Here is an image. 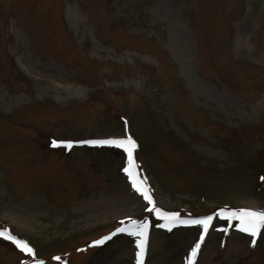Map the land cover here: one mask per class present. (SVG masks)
Masks as SVG:
<instances>
[{"label":"rangeland","instance_id":"374dc122","mask_svg":"<svg viewBox=\"0 0 264 264\" xmlns=\"http://www.w3.org/2000/svg\"><path fill=\"white\" fill-rule=\"evenodd\" d=\"M262 177L264 0H0V264H264Z\"/></svg>","mask_w":264,"mask_h":264},{"label":"snow or ice","instance_id":"6c2138e0","mask_svg":"<svg viewBox=\"0 0 264 264\" xmlns=\"http://www.w3.org/2000/svg\"><path fill=\"white\" fill-rule=\"evenodd\" d=\"M82 143L85 144H101V145H112L123 149L127 153V167L124 168L125 173L132 178V186L134 189L139 192L143 198L147 201L148 205L151 207L147 208V211L156 213L161 219L167 220L169 222L168 230H171V226L175 225V223L179 220V216L176 213H162L159 208H157L154 204V201L149 193V190L146 187L142 186V182H138L133 173V168L136 167L135 160H134V150L137 148L136 142L131 138H122V139H109V140H91V141H83ZM65 147L71 148V144L65 145ZM264 179V177H262ZM221 217L225 219H229L231 217H236L238 221H240V231L247 233L251 238L252 246H256L257 238L261 235L262 228H264V210H254V209H240L235 212H231L228 217H224L223 212L220 213ZM212 220V217H206L203 220H192V221H180V223L184 225H201L203 227V233L200 236V240L195 244L192 249L191 256L195 257L200 249L201 243L204 241V234L207 232L209 224ZM134 225L136 224L135 221L132 222ZM147 230L148 224L143 223L136 227L135 231L131 229H127L124 227H120L116 229V232H127L129 235L140 237L139 243L137 247L139 249L138 252V260L137 264H143V255L146 250L147 244ZM115 235V232L112 233ZM0 237L4 239L12 241L17 247H19L22 251L27 252L28 254H32V249L25 244L24 242L16 239L14 236H11L6 231L0 232ZM110 236L103 237L100 240L94 242L95 245H102L106 240L110 239ZM56 259H59L58 257ZM37 264H40L37 261ZM189 264H193V261L190 260Z\"/></svg>","mask_w":264,"mask_h":264},{"label":"bare ground","instance_id":"6f19581e","mask_svg":"<svg viewBox=\"0 0 264 264\" xmlns=\"http://www.w3.org/2000/svg\"><path fill=\"white\" fill-rule=\"evenodd\" d=\"M247 35H248L247 29H242L239 31L238 42H237L238 50L241 53H245L246 55L254 54V52L251 49V47L249 46V44L244 42V40H246Z\"/></svg>","mask_w":264,"mask_h":264},{"label":"trees","instance_id":"16d2710c","mask_svg":"<svg viewBox=\"0 0 264 264\" xmlns=\"http://www.w3.org/2000/svg\"><path fill=\"white\" fill-rule=\"evenodd\" d=\"M60 264H65V261H61Z\"/></svg>","mask_w":264,"mask_h":264}]
</instances>
